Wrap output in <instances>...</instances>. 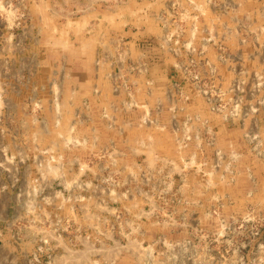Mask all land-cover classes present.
I'll return each mask as SVG.
<instances>
[{
  "label": "rangeland",
  "instance_id": "1",
  "mask_svg": "<svg viewBox=\"0 0 264 264\" xmlns=\"http://www.w3.org/2000/svg\"><path fill=\"white\" fill-rule=\"evenodd\" d=\"M42 2L0 0V264H264V0H139L143 61Z\"/></svg>",
  "mask_w": 264,
  "mask_h": 264
},
{
  "label": "crops",
  "instance_id": "2",
  "mask_svg": "<svg viewBox=\"0 0 264 264\" xmlns=\"http://www.w3.org/2000/svg\"><path fill=\"white\" fill-rule=\"evenodd\" d=\"M42 5H37L36 9V20L38 21L37 31L42 35L44 31L46 32L49 29H57L60 32V27L58 28L59 19H61V7L64 6L65 10L67 7L71 9L70 13L79 7L80 0H42ZM88 5H98L100 7V11L97 8V11L100 13H96V16L103 15L102 21L99 23L91 25L94 26L92 30H94V34L88 41L82 43L81 47H77L78 52L76 54L79 56L86 53L87 56L92 59L96 54L104 53V54H114L117 49H119V37L125 39V43L130 46L134 51H137L136 55L142 61L145 60V55L140 54L139 48L136 49L137 41L144 40L146 37L150 35L158 36L161 34V30L158 27L153 25H145L138 20V14L142 11L146 10L142 9V5L139 0H86ZM106 3L105 5H103ZM152 8L156 3H150ZM61 8V9H60ZM68 11V10H67ZM102 12V13H101ZM34 13V12H33ZM33 13L30 15L33 17ZM136 16H132L135 15ZM93 15V14H92ZM131 15V17H130ZM136 17V18H135ZM34 19V18H33ZM89 27V25H87ZM112 36H117L115 40H110L107 42L105 37H108L109 34ZM39 43L43 42L44 36H38ZM53 42L56 43L55 40ZM59 42V41H58ZM88 51V52H87ZM88 59V58H87ZM168 61V60H167ZM87 76V75H85Z\"/></svg>",
  "mask_w": 264,
  "mask_h": 264
}]
</instances>
